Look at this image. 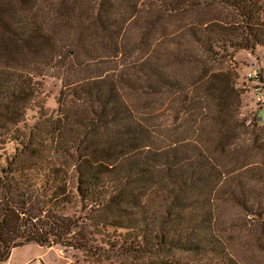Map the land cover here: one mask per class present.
<instances>
[{
  "label": "trees",
  "instance_id": "trees-1",
  "mask_svg": "<svg viewBox=\"0 0 264 264\" xmlns=\"http://www.w3.org/2000/svg\"><path fill=\"white\" fill-rule=\"evenodd\" d=\"M0 45L14 53L0 61L1 263L31 243L93 264H246L264 248V160L243 157H264V125L241 111L238 72L213 67L264 47V2L0 0ZM154 99L194 129L158 136Z\"/></svg>",
  "mask_w": 264,
  "mask_h": 264
},
{
  "label": "rangeland",
  "instance_id": "rangeland-1",
  "mask_svg": "<svg viewBox=\"0 0 264 264\" xmlns=\"http://www.w3.org/2000/svg\"><path fill=\"white\" fill-rule=\"evenodd\" d=\"M261 1L264 2V0ZM209 15L210 14L206 16ZM168 27L170 29L174 28L171 23L168 25ZM13 56L14 53L12 52V48L10 46L6 48L4 45H0V61L3 59H10L11 57L13 58ZM12 58L10 60H12ZM32 60L33 58L30 56H24V58L18 56V61L13 60L12 63H19L22 66L29 67V64H32ZM213 67L216 70H226L227 68H233L238 72L239 78L237 80V85L243 93L241 111L243 115L247 117H252L256 113L259 114L261 117H263V119H261V123L264 125V47H258L254 51L239 50L235 54L234 58L214 63ZM251 74H254L255 78L251 79ZM41 82V98L45 100V103L50 108V110L51 108H56L55 98L59 96L62 81L49 74L48 76L42 77ZM257 87L262 89L261 98H259L257 95ZM143 102L144 103L141 104L146 106L144 111L146 112L149 110L151 115L155 117L153 120H147L149 121V124L154 126H150L153 128V131L157 130L156 133H158V136L163 138L169 136L170 134H179V136L183 138L194 129L193 123H195V115L190 116L191 119H186L183 116L173 119L172 117H169V114L164 109V105H162L161 100H143ZM149 112L145 113V119L150 117ZM33 113L34 112H30V114ZM173 138L178 140V137ZM171 140L170 142H172ZM261 154V151L252 150L245 155L243 154V157H246L245 161L247 163H254L264 160V157H262ZM230 165L233 168H236L238 161L232 157L230 159ZM50 247L51 249L49 250L48 256L49 264H93L88 261L89 257L74 249L63 248L56 245ZM37 250L38 249L35 244L18 247L13 250L10 262H16L17 260H22L24 258L33 256L37 253ZM173 258H181L183 261L189 260L193 262L197 261L198 258H200V255L178 252L173 256ZM243 258L246 264L260 263L264 261V248L261 250L258 249L247 252ZM120 260L121 259L119 256L111 253L110 256L107 254L103 262L100 264H120ZM0 264H9V261L5 263L0 262Z\"/></svg>",
  "mask_w": 264,
  "mask_h": 264
},
{
  "label": "crops",
  "instance_id": "crops-1",
  "mask_svg": "<svg viewBox=\"0 0 264 264\" xmlns=\"http://www.w3.org/2000/svg\"><path fill=\"white\" fill-rule=\"evenodd\" d=\"M255 78V77H254ZM261 117V116H260ZM261 119H263V117H261ZM31 244H35L37 247V253L34 254L33 256L24 258L22 260H17L16 262H10L12 254L9 261V264H30L32 263L34 260H36L37 258H42L44 261V264H49V260H48V256H49V250L51 249V247L48 246H42L40 244L37 243H31ZM29 245V244H27ZM25 246V245H24ZM22 247V246H21ZM18 248V247H17ZM16 249V248H15ZM13 252V251H12Z\"/></svg>",
  "mask_w": 264,
  "mask_h": 264
},
{
  "label": "built area",
  "instance_id": "built-area-1",
  "mask_svg": "<svg viewBox=\"0 0 264 264\" xmlns=\"http://www.w3.org/2000/svg\"><path fill=\"white\" fill-rule=\"evenodd\" d=\"M254 77H255L254 74H251V75H250V78H251V79L254 78ZM256 92H257L258 97L261 98V97H262V89H261L260 87H257V88H256ZM30 264H44V261H43L42 258H37L36 260H34V261H33L32 263H30Z\"/></svg>",
  "mask_w": 264,
  "mask_h": 264
}]
</instances>
